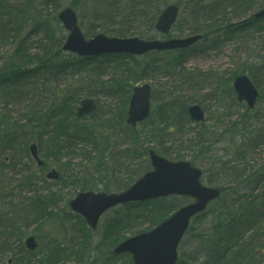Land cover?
<instances>
[{
  "label": "rangeland",
  "instance_id": "374dc122",
  "mask_svg": "<svg viewBox=\"0 0 264 264\" xmlns=\"http://www.w3.org/2000/svg\"><path fill=\"white\" fill-rule=\"evenodd\" d=\"M170 4L180 7L178 21L167 35H161L154 24ZM213 5L218 7H212L206 16L196 15L201 7ZM67 6L75 8L79 25L88 39L103 33L110 37L165 40L193 35L196 29L201 34L207 33L208 38L183 52L151 53L133 58L134 61L127 57H101L81 65L80 57L61 49L68 32L58 15ZM263 8L264 0H234L233 3L229 0L227 3L223 0H0V68L15 63L19 72H24L26 67L41 70L27 76L22 73L25 75L22 79L10 83V89L16 90L19 97L6 98L3 92L10 86L7 83L0 86V114L11 115L8 123L13 127L17 120L20 125L26 123L22 116L27 103L21 100L31 92L32 86L37 89L34 102L41 106L48 107L55 97L67 98L75 114L85 98H93L98 104L94 113L79 119L72 128L77 130L74 132L78 143L73 155L51 156L48 153L52 146L47 140L42 151L36 140L28 143L27 150L19 148L17 143L15 160L11 157L12 149L0 148V264H132L127 254L113 256L112 250L124 238L155 227L148 218L137 216L148 208L150 212L155 209L151 217L159 221L179 206L190 203L189 198L174 196L143 207L135 204L130 209L123 206L112 209L89 234L84 248L80 238L73 240L75 226H70L63 217L76 215L69 203L80 192H119L118 187L144 175L151 169L148 158L151 148L170 160L192 162L205 172L202 182L207 186L214 185H210L208 178L213 174L210 170L220 167L219 159L241 167L249 164L248 174L254 167L263 168L264 145L250 158L246 155L242 160L234 151L236 147L243 148L256 132L264 129V31L231 35V30L248 25L249 18ZM10 13L20 23L12 25L7 17ZM261 24L264 27V22ZM9 28L19 30L11 31L7 38ZM17 47L21 49L16 50ZM44 59L47 63L43 64ZM51 65H54L53 71ZM175 66L179 67L173 72ZM243 74L263 94L252 111L246 103L237 102L232 88L235 77ZM115 83L120 84V90L115 89ZM146 83L153 91L152 113L131 134L138 139L137 144L123 130L127 127L129 96L136 86ZM168 103L173 104V109L167 111L170 118L164 123L162 120L166 117L160 111ZM194 104L205 111L203 125L188 114V108ZM256 112L261 114L260 118L253 117ZM74 119L77 120L75 116ZM176 119L182 120L181 126ZM200 135L207 136L208 151L189 147L188 143ZM33 142L37 143L40 157L46 163L44 167H39L29 153L28 147ZM120 151H125L121 157ZM211 163L216 166L211 167ZM52 169L58 171L59 180L47 179ZM216 181L234 188L236 194L231 193L234 198L249 193V187L238 185L223 174ZM85 185L86 189H82ZM39 197L45 200L47 210L37 220L40 213L31 204ZM214 208L212 203L192 220L178 248L180 264L206 262L207 246L216 241ZM129 211L137 217L132 228L121 233L116 227H110L112 221ZM74 218L71 221L77 222ZM30 236H35L38 243L35 251L25 246ZM61 245L62 253L73 251V256L56 263L48 262V256Z\"/></svg>",
  "mask_w": 264,
  "mask_h": 264
},
{
  "label": "trees",
  "instance_id": "16d2710c",
  "mask_svg": "<svg viewBox=\"0 0 264 264\" xmlns=\"http://www.w3.org/2000/svg\"><path fill=\"white\" fill-rule=\"evenodd\" d=\"M7 17H9V22H12L11 24L14 25L15 17L11 13ZM263 20L264 18L258 21L251 20L250 25L245 28L247 30L256 29L259 31L257 25L261 24ZM16 23H20V19ZM18 30L19 28L7 29V38L11 31L17 32ZM15 40L16 39L13 38V41ZM20 49L21 48L17 47L16 50ZM79 61V64L84 65V60ZM44 62L47 63V60L45 59ZM18 67L20 68L21 66ZM50 67L51 71L55 69L54 65ZM16 68L15 63H13V65L9 63L0 68V86H3L4 83L9 84L10 87L7 92L9 97H19L16 90L10 89V83L22 79L21 76H27L31 73L37 74L41 71L39 68L31 70L26 67V69H23L24 72H19ZM22 73L25 75H22ZM20 90L21 87L18 88V91ZM30 91L31 92L24 96V98L28 100L26 101L25 99V101H23L27 103L26 113L23 115L26 118L25 124L20 125L19 120H17L15 122L16 127H13L7 121V118L11 119V117L9 115L0 114V148L3 150L12 149L13 154L11 157L15 160L16 156L14 152L17 143L19 144V148L22 147L27 150L28 143L36 140L42 151L41 148L45 147L44 140H47L52 146L51 152L48 153L51 156H69L75 154V147L78 143L75 142L77 135L74 131L77 130H72V128L77 126L76 122H78L79 119L76 117V112L74 114V108L71 107L69 99L55 97L48 107L41 106L34 102L37 98L36 87L32 86ZM172 105L173 104L168 103L166 107L161 109L160 115L166 117L162 122L166 123L167 121L165 120H169L170 117L167 115V111L173 109ZM74 116L77 120L74 119ZM175 121L178 122L180 126L182 125V120L176 119ZM123 132L131 137L134 130L126 127ZM206 137L203 135L195 137V139H192L188 143L189 147L200 148V151H208L210 145H207L206 142L208 138ZM131 138L138 144V139ZM20 139L22 141L19 142ZM263 145L264 129L261 128L256 132L254 138L248 140L243 148L236 147L241 149L237 150L235 148L234 155L237 156L239 160L245 158L246 155L250 158L251 154H255ZM124 152L125 151H120L119 157L123 156ZM219 160L221 163L220 167L217 169L214 167L210 170L213 174L211 176L209 174L208 180L210 184L221 187L223 193L221 198L214 203L215 208L213 210V215H216V224L214 226L216 238H214L216 241L214 240L213 244L207 246V257L204 264H264V167L258 169L254 167L253 171L248 174L247 171H250L249 164L248 167L247 165L241 167V165H232V161L223 162L221 159ZM12 165H14V163ZM212 165L216 166V163H211V167ZM222 174L230 177L231 180L238 185L242 183L244 186L249 187V193H242L243 195L238 198L232 197L231 193L236 194V190L228 186H223L216 181L218 176ZM130 177H133V172L130 173ZM131 184L132 183H126L123 187H118V189H126ZM86 186L87 185L83 186L82 189H86ZM231 190L233 191L230 192ZM240 198H242V201ZM31 207L34 210L38 209L40 213V215L37 216V220L45 216L44 213L47 210V206L42 197L34 200ZM51 214L52 213H46L49 217L52 216ZM148 216L152 223H158V221L153 220L154 217H151V215L139 214L137 217L146 219ZM137 217H134L131 211L126 212L112 221L110 227L112 229L116 227L117 231L122 233L124 229H130L135 225ZM80 224L82 227L75 226V230L78 231L84 248V245L88 244L89 233L84 223L81 222L79 225ZM77 238L76 235L73 240H77ZM58 250L59 248H55L54 252L48 256V262L53 261L56 263L61 258L65 260L73 256V251L68 252V255H63ZM256 252H258V255ZM42 260L43 259H40L39 261Z\"/></svg>",
  "mask_w": 264,
  "mask_h": 264
},
{
  "label": "water",
  "instance_id": "95a60500",
  "mask_svg": "<svg viewBox=\"0 0 264 264\" xmlns=\"http://www.w3.org/2000/svg\"><path fill=\"white\" fill-rule=\"evenodd\" d=\"M178 10L177 5L168 6L161 14L156 28L162 32H168L176 21ZM262 15H264V10L257 14V16ZM60 18L71 31L63 49L83 56L112 52L143 54L153 49L166 50L188 47L201 38L195 36L169 41H145L136 37L128 39L109 38L101 34L90 41H86L77 25L76 16L72 9H65L60 14ZM235 88L238 92L239 101L247 100L249 106L253 108L258 97V91L250 80L246 76L238 77L235 81ZM151 92V87L147 84L135 88L130 101L127 120L132 126L135 127L149 116ZM95 109L94 100L86 99L81 102V107L78 108V116L82 117ZM189 111L194 120H204V112L200 106H192ZM30 150L41 165L43 162L38 156L36 144L31 145ZM149 154L154 169L146 173L127 191L120 194L81 193L71 202V207L82 213L88 223L96 228L100 216L118 204L145 201L174 194L193 197L195 199L193 203L181 207L156 229L126 240L113 251L114 254L127 251L133 253L135 264H176L177 248L189 227L191 218L204 211L211 201L218 199L221 190L217 187L203 185L201 182L202 170L194 167L190 162L170 161L156 154L154 150H151ZM49 177L56 178L57 174L51 173ZM27 244L31 249L36 248L33 237L28 239Z\"/></svg>",
  "mask_w": 264,
  "mask_h": 264
}]
</instances>
